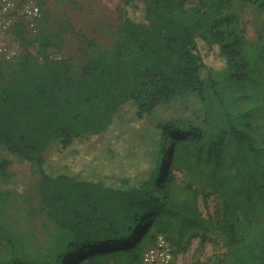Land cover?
Wrapping results in <instances>:
<instances>
[{
  "label": "trees",
  "instance_id": "obj_1",
  "mask_svg": "<svg viewBox=\"0 0 264 264\" xmlns=\"http://www.w3.org/2000/svg\"><path fill=\"white\" fill-rule=\"evenodd\" d=\"M242 1L264 8V0ZM231 3L123 0L115 45L94 48L79 76L71 59L52 57L57 44L38 41L41 33L22 41L35 53L25 48L14 61L0 58V145L37 165L47 215L69 235L48 264H143L159 235L175 256L184 241L212 230L216 222L196 210L194 181H178L181 169L199 174L203 192L219 195L217 225L230 264H264V42L235 28ZM131 9L143 10L144 20ZM218 71L244 84L245 110L227 115L226 139L209 141L199 129L175 137L166 168V144L184 129L170 123L139 131L136 124L181 94L205 101ZM114 127L128 136L127 174H110L98 155L88 158L89 140ZM52 149L68 162L51 168ZM108 153L118 159L114 148ZM8 166L1 163L4 176Z\"/></svg>",
  "mask_w": 264,
  "mask_h": 264
},
{
  "label": "rangeland",
  "instance_id": "obj_2",
  "mask_svg": "<svg viewBox=\"0 0 264 264\" xmlns=\"http://www.w3.org/2000/svg\"><path fill=\"white\" fill-rule=\"evenodd\" d=\"M34 1L42 7L41 18L28 22L18 15L15 17V22H18L12 32L0 31V41H10L19 49L20 55L25 48L36 52L33 45L30 44L29 47V44H23L22 41H40L41 37H49L57 44L49 49L52 57L71 59L74 71L79 76L85 61L92 57L90 52L92 53L94 48L115 45L116 30L121 24L123 0ZM18 9L21 11L23 5L21 7L20 4ZM229 12L235 16L233 25L238 31L244 30L247 38L253 42H264V8L244 3L242 0H232ZM130 15L137 21L144 20L143 10L131 9ZM11 21L13 22V19ZM16 28L25 29L27 33L21 36ZM214 76L217 87L214 88L210 84L205 101L196 93L181 94L170 103L160 106L145 121L136 124L135 129L139 131L170 123L177 124L178 129H184L182 134L173 135L166 144V168L175 137L187 136L192 133V129H199L209 141L226 139L230 136L227 115L230 111L236 115L245 110L246 104L239 102L240 94L246 92L244 84L232 81L228 74L220 71ZM218 95L222 97V102ZM231 120L235 123L234 118ZM125 134L114 127L105 135L92 137L88 144V158L92 159L98 155L100 165L103 164L110 174L131 172L130 164L123 158V138L128 137ZM261 134V141H264V131ZM109 139L112 142L108 143ZM111 147L118 156L115 161L108 153ZM50 152L51 168L68 162V156L62 157L56 149ZM3 161H7L9 165L6 176L1 172ZM177 177L181 185L194 181L193 199L196 210L204 220L212 218L216 226L209 232H200L190 241H184L181 251L175 255V262L230 264L225 235L217 225L222 209L219 195L208 187L205 188L206 192L200 189L201 186L197 184L201 180L198 173L192 174L181 169L177 171ZM40 179L41 174L35 163L11 155L0 145V264H15L16 261L21 264H48L54 261L69 241V235L47 215L38 191ZM159 179L162 180V177ZM13 260L15 263H12ZM99 264L115 263L112 260H104Z\"/></svg>",
  "mask_w": 264,
  "mask_h": 264
},
{
  "label": "built area",
  "instance_id": "obj_3",
  "mask_svg": "<svg viewBox=\"0 0 264 264\" xmlns=\"http://www.w3.org/2000/svg\"><path fill=\"white\" fill-rule=\"evenodd\" d=\"M23 5L20 11L18 6ZM42 7L34 0H0V31L13 30L15 17L21 15L28 22H35L42 17ZM7 19H5V18ZM14 17V18H13ZM13 19V22L11 21ZM20 55L19 49L10 41H0V58L14 61ZM175 259L171 243L164 235H159L155 245L148 248L143 255V264H171Z\"/></svg>",
  "mask_w": 264,
  "mask_h": 264
}]
</instances>
